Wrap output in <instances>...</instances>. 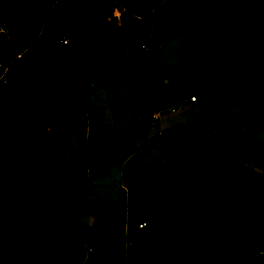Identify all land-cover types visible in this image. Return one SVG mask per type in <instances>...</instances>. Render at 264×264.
Instances as JSON below:
<instances>
[{
  "label": "trees",
  "instance_id": "1",
  "mask_svg": "<svg viewBox=\"0 0 264 264\" xmlns=\"http://www.w3.org/2000/svg\"><path fill=\"white\" fill-rule=\"evenodd\" d=\"M119 17L114 16V11ZM0 57L8 67L7 86L0 89V264H56L66 251L51 240L74 218L77 203L93 218L110 223L107 262L126 254V230L145 223L140 242L168 253L171 264H239L237 257L264 247V217L228 218L245 202L264 211V140L241 126L237 152L223 141L214 146L206 135L176 125L128 155V163L149 155L171 137L175 160L185 163L194 152L202 180L180 181L153 172L126 189L116 203L98 206L74 196L87 183V142L99 134L87 131L88 65L59 46L69 26L119 28L131 49L148 43L153 27L191 25L179 51L188 73L202 70L204 87L234 84L196 117L228 113L233 108L264 109V4L254 0H0ZM204 64L199 66L201 50ZM20 55V57H18ZM151 90L148 80L145 92ZM95 118L98 110L93 111ZM264 121V114L262 116ZM76 138L75 170L68 169L65 144L53 133ZM125 171V170H124ZM27 179L34 214L22 211L17 180ZM57 205L62 209L50 216ZM230 213V214H229ZM173 214L178 225L168 224ZM203 223L196 226V222ZM96 221L94 229L101 228ZM53 258L50 259V258ZM107 264V263H106ZM250 264H264V254Z\"/></svg>",
  "mask_w": 264,
  "mask_h": 264
},
{
  "label": "rangeland",
  "instance_id": "2",
  "mask_svg": "<svg viewBox=\"0 0 264 264\" xmlns=\"http://www.w3.org/2000/svg\"><path fill=\"white\" fill-rule=\"evenodd\" d=\"M261 6L264 0H256ZM119 17V12L114 11ZM196 32L203 44L202 32H197L189 24L172 27H153L150 30L147 49H131L116 26L101 27L72 25L60 37L59 46L69 56L88 65L87 74V131L99 128V134L87 142L88 160L92 164L87 169V183L74 189V196L93 202L98 206L116 203L121 199V190L141 182L146 175L157 172L180 181L202 180L203 170L194 152L185 155V163L179 166L175 160L173 140L168 137L156 143L149 155L128 163V155L144 143L176 125H184L194 132L206 135L214 146L223 141L234 151H241L237 138L238 129L245 126L264 140V109L233 108L228 113H215L207 117H196L203 106L217 100L220 95L234 88V84H216L204 87L202 70L186 73L181 67L180 45L189 30ZM0 34L7 37V29L0 25ZM65 38L68 45L63 46ZM20 57V55H18ZM5 58L0 57V77L8 67ZM204 64V51L199 56V66ZM148 80L151 90L145 92ZM7 86L0 81V89ZM197 102L191 103L190 97ZM98 110L95 118L93 111ZM57 139L65 144V159L69 170L76 168L74 153L79 151L75 137L65 131L54 132ZM249 167L259 173L264 170L253 161ZM125 170V171H124ZM16 191L22 201V211L34 214L32 190L25 177L17 180ZM240 211L229 213L228 218L243 215L264 217V211L255 212L245 202ZM62 205L54 207L50 216H55ZM102 223L94 229V223ZM166 221L178 225L173 214ZM200 220L196 223L201 225ZM109 221L93 218L89 208L83 203L74 207V218L67 220L62 231L51 238L58 246L66 248L56 264H127L126 260L137 264H171L168 253L151 246H141L144 230L135 227L126 230L125 258L107 262L103 251L108 244ZM91 248L93 253H89ZM11 250L0 254V259ZM264 254V247L248 250L238 256L239 264H250L253 259ZM138 261V262H137Z\"/></svg>",
  "mask_w": 264,
  "mask_h": 264
},
{
  "label": "built area",
  "instance_id": "3",
  "mask_svg": "<svg viewBox=\"0 0 264 264\" xmlns=\"http://www.w3.org/2000/svg\"><path fill=\"white\" fill-rule=\"evenodd\" d=\"M61 43H62L63 46H66L67 43H68V41H67L65 38H63V39L61 40ZM141 48H142V49H147V47H146L145 45L142 46ZM0 68H1V65H0ZM0 81H1V83H2L3 85H6V84H7V80H6V78H5V74L2 75V77H0ZM189 100H190V102H196V101H197V98L194 97V96H192V97H190ZM124 189H126V188H124ZM145 228H146V224H145V223H140V224L137 225V227H136V229L139 230V231L144 230ZM88 252H89V253H93V250H92L91 248H89Z\"/></svg>",
  "mask_w": 264,
  "mask_h": 264
},
{
  "label": "crops",
  "instance_id": "4",
  "mask_svg": "<svg viewBox=\"0 0 264 264\" xmlns=\"http://www.w3.org/2000/svg\"><path fill=\"white\" fill-rule=\"evenodd\" d=\"M256 0H254V2H255ZM67 45H68V43H67ZM142 49V48H141ZM197 102V101H196ZM196 102H191V103H196ZM249 165V164H248ZM125 188H127V187H125ZM167 216H168V214L165 216V219L167 218ZM197 223V222H196ZM173 226H176V225H173ZM200 226V225H199ZM131 228V227H130ZM134 228V227H133ZM136 228V227H135ZM140 244H141V246H143V245H145V244H142L141 242H140ZM159 251L157 250H154V253H158ZM244 254V253H243ZM242 254V255H243ZM261 254H263L262 252H259V255H261ZM241 255V256H242ZM126 256H127V252H126V254H125V256L123 257L124 258V261H125V258H126ZM122 258V257H121ZM129 262H131V261H129V260H126V262L125 263H129ZM138 262V261H137ZM136 263V262H135ZM137 264V263H136ZM140 264H142V263H140Z\"/></svg>",
  "mask_w": 264,
  "mask_h": 264
},
{
  "label": "water",
  "instance_id": "5",
  "mask_svg": "<svg viewBox=\"0 0 264 264\" xmlns=\"http://www.w3.org/2000/svg\"><path fill=\"white\" fill-rule=\"evenodd\" d=\"M128 264H136L135 262H129Z\"/></svg>",
  "mask_w": 264,
  "mask_h": 264
}]
</instances>
